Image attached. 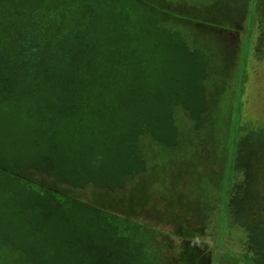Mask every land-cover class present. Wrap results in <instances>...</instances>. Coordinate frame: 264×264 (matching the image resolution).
<instances>
[{
  "label": "trees",
  "instance_id": "trees-1",
  "mask_svg": "<svg viewBox=\"0 0 264 264\" xmlns=\"http://www.w3.org/2000/svg\"><path fill=\"white\" fill-rule=\"evenodd\" d=\"M252 2L0 0V264H264V128L208 101Z\"/></svg>",
  "mask_w": 264,
  "mask_h": 264
},
{
  "label": "rangeland",
  "instance_id": "rangeland-1",
  "mask_svg": "<svg viewBox=\"0 0 264 264\" xmlns=\"http://www.w3.org/2000/svg\"><path fill=\"white\" fill-rule=\"evenodd\" d=\"M254 1L247 15L246 30L240 39V47L242 50L239 51L240 55L237 61L239 78L233 75L232 79L230 78L226 85L223 83V77L218 75L213 76L211 82L212 87L208 92H214L213 95H208V101H211L210 106L215 103L220 107L222 113L230 117L232 116L235 124L241 121L242 124L244 122L246 125L254 124L257 127L264 128V44L260 48L258 44L256 45L254 43L256 41L255 36L253 37L252 35L250 37L251 24H255L258 21V15L254 11ZM253 30L254 32L256 31L255 29ZM136 102L139 103L137 99ZM236 141V133L232 131L229 145V163H233ZM216 143H219L218 139ZM214 145L211 143L206 151H202V158L206 165L213 169L214 163H216V157L212 150ZM229 170L230 167L228 166ZM223 226L225 225L223 224ZM232 233L234 236H237L236 231ZM217 240V236L213 238L211 236L210 238V242L213 245H216ZM230 246L239 252L240 246L237 245V242L233 241L230 245L228 244L220 248L215 255L221 258L222 254L226 253Z\"/></svg>",
  "mask_w": 264,
  "mask_h": 264
}]
</instances>
